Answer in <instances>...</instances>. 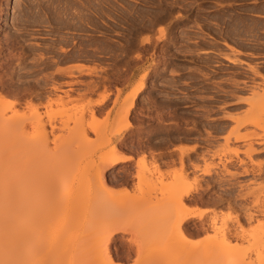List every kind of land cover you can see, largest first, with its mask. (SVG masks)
Returning <instances> with one entry per match:
<instances>
[{"label":"rangeland","instance_id":"rangeland-1","mask_svg":"<svg viewBox=\"0 0 264 264\" xmlns=\"http://www.w3.org/2000/svg\"><path fill=\"white\" fill-rule=\"evenodd\" d=\"M16 1L1 0L9 22ZM63 2L61 7L75 3L77 8H68L90 17L86 34L67 28L32 33L29 43L37 48L28 50L26 64L0 70L5 116L16 112L27 118L31 179L58 189L64 181L88 180L86 195L96 193L99 200L107 189L112 193L109 210L92 218L103 217V224L86 235L82 219L51 215L48 234L54 242L62 245L66 231L76 228L68 250L76 256L119 228L109 243L111 264L264 262V0ZM74 65L92 69L80 72ZM144 73L149 74L144 88L130 98ZM40 132L48 134V144L37 149L29 140ZM123 156L130 160L108 171L111 159ZM102 168L104 188L91 175ZM170 187L195 189V196L200 190L205 198L220 195L222 201L190 204L184 198L191 208L206 211V229L192 219L187 241L171 240L168 245L177 249L161 255L179 208L168 203L169 214L156 209ZM57 222L67 226L58 229Z\"/></svg>","mask_w":264,"mask_h":264},{"label":"bare ground","instance_id":"bare-ground-1","mask_svg":"<svg viewBox=\"0 0 264 264\" xmlns=\"http://www.w3.org/2000/svg\"><path fill=\"white\" fill-rule=\"evenodd\" d=\"M63 1L68 3L71 0L70 1L68 0V2L67 0H20L17 2L16 7L14 2V5L12 7L16 8L13 9L16 10V13L14 12L15 15L12 18V21L9 22L7 20V15H6L7 9L5 8L7 4L1 3L0 0V70L8 69L10 67L14 68L16 64L18 66L26 64L28 53L29 52L31 53V51L32 53H34V48H37L34 46L32 47L31 44L29 43L32 37L35 38L34 35H32V33L36 34L38 32H45V29L48 30V28L51 30V32L55 34L59 33L61 29H66V28H67L66 30L68 29L71 30L73 29L74 31L76 30L75 32L79 31L84 33L85 31H88L90 17L87 16V14L84 13L82 14L81 13L82 11L81 12L79 11L80 10L79 7H78L79 9H76L77 12L75 11L74 13L72 9L74 10V8L77 7L72 8L75 5V3L71 7L72 5L71 3L73 0L70 2L71 5H69L68 3L65 4L64 7H61L63 6L62 4ZM67 5H69L72 9H69ZM89 8L93 9L92 6H90ZM69 10L71 11V13L69 12ZM100 10H104V8L103 9L101 8ZM98 15L99 17L97 19H101L102 21H104L103 14L101 13ZM11 28H14L15 34L10 33ZM63 38H65V36ZM87 42H85L84 44H86ZM51 43H55V42L52 41ZM66 43L68 44V42ZM71 43H75V42L70 41V44ZM58 45H62V44L58 43ZM72 45L74 46V44ZM43 46L45 48V46L47 47L48 45H43ZM90 46L87 45L88 48H90ZM82 47L84 48L86 47V45ZM83 48H81V50ZM17 49L18 50L20 49V52H18ZM59 49L62 52L65 51V49L64 50L61 49L60 46ZM84 51L85 50H83V52ZM15 52H17L18 56L14 54ZM75 53L77 52L75 51ZM75 53L72 55L75 56ZM86 54L89 53L87 52ZM40 56L43 57L44 55H40ZM84 56L87 55L84 54ZM42 57L40 59H42ZM75 57L79 58L80 56H75ZM228 58L229 57H227V59ZM70 59L71 58H69L68 60ZM72 59L74 60V57ZM14 60L17 63H15ZM54 61L56 62V59H54ZM86 67L87 68L85 67L83 68L81 65L80 66L74 65L73 68L77 70L79 69L80 72L90 71L89 68L91 67L88 66ZM22 68L24 67L22 66ZM57 72L60 74H66L68 76L73 73L71 69L68 70L57 69ZM147 76H149L148 73H144L142 75L138 88L130 98L132 97L136 98L137 94L141 92V90L144 88L145 85L144 80L146 79ZM261 93L263 94L262 91ZM262 94L259 93L260 97ZM4 111L5 110L2 109V107L0 106V264H111L112 255H111L109 243L112 242L113 235L122 232V230L119 228L117 229L111 228L110 231L104 232L105 234L100 237V243L95 245V249L85 250V252H83L82 254H78L76 256L68 251L72 241L75 239V235L77 232L76 228L66 231V233H68L67 239L62 245H57L54 242L52 236L48 234V232L52 227V223L50 222L49 218L53 214H70L75 219H80V220L82 219L80 223L81 227L84 229V231L81 232L82 236L100 227L104 222V220L102 219L103 217H98L97 220L92 218L96 214L101 213L103 210L104 212L105 210L106 212L109 210L107 203L109 204V200L111 197V196L109 197V195L112 194V193L108 194L110 193V189L106 190L104 197L105 200L103 198L99 200V197H96V193L91 194L89 196L86 195L85 187L87 186L86 184L89 183L88 180L80 183L77 182L72 183L70 181H64L60 189H58L57 184L53 182L32 180L29 173H27L28 167L26 165V151L28 146L27 143L28 140L26 134V127L28 123L27 118L25 115L23 114L20 115L16 112L11 113L9 116H5ZM37 134L38 135L32 136L30 138L29 143L34 148L37 149L44 148L48 144V134L44 132H40ZM169 140L170 138L167 141L169 142ZM167 141H165L166 144L168 143ZM115 148L116 147H113L111 152L112 154L114 153ZM160 156L162 155L160 154ZM129 160L130 157L128 156L112 158L108 166V171L110 170V172H112L116 166L115 164H117L118 162H127ZM165 161H168V159H165ZM156 166L158 170V164H156ZM243 172L245 173L247 171L244 170ZM62 173L64 172H61V174ZM205 174H209V172H206ZM91 175L92 178L96 179L97 182H99L100 187L104 188L105 186V183L103 181L104 169L103 168L97 169ZM126 180L127 179L124 177V181ZM171 188L172 187L168 188L170 189L169 190L170 194L167 197L160 199L156 206V209L159 213L161 211L163 212L164 210L167 211V209L168 211H170L168 203H171V205L174 206H179V208L176 207L177 210L173 216L174 219L172 220V224L169 229L170 232L169 235L172 237V239L170 238V240L168 239V241H166V243L164 244V248H162V251H160V254L161 253L164 254L166 250H168L169 248L172 249L174 247L173 246L174 244L172 246L168 245L171 242V240L174 239V242H176L175 240H177L178 238L185 240L187 239L185 237L186 234L188 235L191 234V232H193L192 230L189 229V225H190L189 222L192 219L197 218L199 221L198 223L201 225L200 227H202V229L205 228L206 224L203 220V216L206 211L202 212L203 209L197 211L196 209L198 208L195 207L191 208V206H188L186 205V203H184L185 202L184 198L187 197L188 202L190 201V204L191 202L192 203L194 202L196 204L205 203L207 205L208 204L217 205V203L222 201L220 195H218L217 197L210 196L211 198H205L203 192H200L199 189H197L199 190V192H196L195 194L197 195L195 196L193 195L195 189L194 190L192 188L178 189L177 187H175L176 188L175 191L173 190L174 189L173 187L172 188L173 193H172ZM162 189L165 190L164 188ZM67 195H69V200L64 201ZM161 195H162V191H161ZM168 211L167 213L169 214ZM248 217L249 219H251L252 217L251 214H249ZM212 220L215 221L216 219H212ZM57 224H58V229L61 230L67 226L66 222L65 224L63 222H57ZM160 224L161 227L162 223ZM178 241L180 240L178 239ZM176 246H180V244ZM160 258H162V256L159 255L158 259ZM234 258L236 259L237 257L234 256ZM237 259L241 260L242 258L238 257ZM155 263L157 264V262H143V264H155ZM257 263L264 264V262H257ZM158 264H165V263L158 262ZM235 264H244V262H235Z\"/></svg>","mask_w":264,"mask_h":264}]
</instances>
